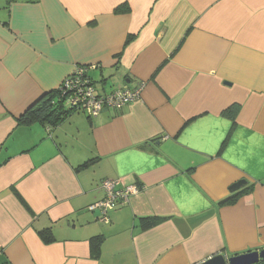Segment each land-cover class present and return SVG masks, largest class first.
Here are the masks:
<instances>
[{
    "label": "crops",
    "instance_id": "obj_1",
    "mask_svg": "<svg viewBox=\"0 0 264 264\" xmlns=\"http://www.w3.org/2000/svg\"><path fill=\"white\" fill-rule=\"evenodd\" d=\"M92 65L102 92L141 86L138 98L19 121ZM104 179L139 188L107 224L88 209ZM262 248L264 0H0V264H198Z\"/></svg>",
    "mask_w": 264,
    "mask_h": 264
},
{
    "label": "built area",
    "instance_id": "obj_2",
    "mask_svg": "<svg viewBox=\"0 0 264 264\" xmlns=\"http://www.w3.org/2000/svg\"><path fill=\"white\" fill-rule=\"evenodd\" d=\"M93 68H95L94 65L76 67L58 87L63 103L68 105L70 109L92 117L104 108H120L125 103L138 98L141 86L135 89L119 88L111 93L98 92L93 81L85 74L86 71ZM119 183L117 180H102L100 188L104 192V197L88 207L91 211L98 210L100 212L99 220L103 223H109V210L113 209L115 205H124L129 200L130 195L139 191L136 186L118 187Z\"/></svg>",
    "mask_w": 264,
    "mask_h": 264
},
{
    "label": "trees",
    "instance_id": "obj_3",
    "mask_svg": "<svg viewBox=\"0 0 264 264\" xmlns=\"http://www.w3.org/2000/svg\"><path fill=\"white\" fill-rule=\"evenodd\" d=\"M80 67H82V66H80ZM85 74L92 81V79L89 75V71H86ZM56 98H58V99L56 100ZM124 105H122V106H124ZM122 106L120 108H122ZM120 108H107V109L117 110ZM238 110H239V105L238 104H232L231 106H229L225 110L224 114H226L227 116H229L233 119ZM73 112H79V111H74L73 109H70V107L68 105L63 103L62 97H61L60 93L58 92V88H57V90L46 93V95H44L42 98L38 99L30 107H28L27 110L19 117V121L21 123L40 121L45 125L46 124L49 125V127H50V126L58 125V123L63 121L65 118H67ZM94 160H95V158L88 159V160L82 162L78 167H85V166L93 163ZM237 194L231 196L230 199L233 200ZM140 223L142 224V226L148 227V226L155 225L157 223V220H153V218H150V219L142 218L140 220ZM39 234L44 239V241H48V235H49L48 229L43 230V231L42 230L39 231ZM101 241H102L101 236H96V237L92 238L91 243H92V246L95 247L94 251H96L98 249V246L101 243Z\"/></svg>",
    "mask_w": 264,
    "mask_h": 264
},
{
    "label": "water",
    "instance_id": "obj_4",
    "mask_svg": "<svg viewBox=\"0 0 264 264\" xmlns=\"http://www.w3.org/2000/svg\"><path fill=\"white\" fill-rule=\"evenodd\" d=\"M245 185L246 180H239L230 187V190L232 192H236ZM198 264H264V248L260 250L247 251L230 257H226L225 254L218 253Z\"/></svg>",
    "mask_w": 264,
    "mask_h": 264
},
{
    "label": "rangeland",
    "instance_id": "obj_5",
    "mask_svg": "<svg viewBox=\"0 0 264 264\" xmlns=\"http://www.w3.org/2000/svg\"><path fill=\"white\" fill-rule=\"evenodd\" d=\"M93 80L96 82V85H95V87H96V89H97V91L98 92H102V85L100 84V83H98V78L96 77V78H93ZM106 93V92H105ZM58 98H56V100H57Z\"/></svg>",
    "mask_w": 264,
    "mask_h": 264
}]
</instances>
